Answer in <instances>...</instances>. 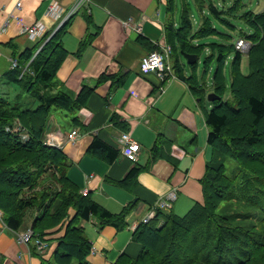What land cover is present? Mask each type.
Here are the masks:
<instances>
[{
  "label": "trees",
  "instance_id": "obj_1",
  "mask_svg": "<svg viewBox=\"0 0 264 264\" xmlns=\"http://www.w3.org/2000/svg\"><path fill=\"white\" fill-rule=\"evenodd\" d=\"M175 1L168 0L169 9ZM194 1L203 9L205 0ZM187 5L183 0L178 27L168 20L169 38L177 37L181 51L196 54L197 60L208 52L205 73H210V63L216 62L209 90L197 76V61L188 65L190 73L185 75L200 104L209 91L218 95V99L207 101L210 107L201 105L208 127L207 142L212 148L211 160L200 179L203 198L183 215L170 208H157L152 219L140 222L133 230L132 237L141 246L138 255L124 252L112 264H264V8L241 11L242 0H234L231 6L219 9L209 1L210 15L203 16L195 30ZM228 16L240 18L250 29L241 37L249 44L246 52L236 47V37L231 40L230 34L213 26V18L230 26ZM66 25L49 37L35 56L39 43L14 55L19 67L10 70L8 81L16 84L25 97L0 92V209L4 223L17 231L29 211L31 218L37 212L29 228L49 244L48 231L66 222L52 258L41 257V264H90L87 256L91 242L81 223L94 218L100 227L108 224L124 228L133 208L130 204L115 214L89 193L82 194L67 175L70 162L65 152L45 142L52 110L76 111L87 104L94 90L82 86L74 96L54 87L57 68L66 54L60 42ZM95 34H88L76 53ZM214 35L217 38L212 42L201 43L202 38ZM243 56L247 58L246 72L241 65ZM171 57L174 74L183 79L180 63ZM105 78L102 76L98 83ZM227 90L229 97L224 96ZM26 97L34 106L28 105ZM88 150L104 155L108 162L120 154L97 137ZM162 150V143L156 142L149 161L162 156ZM227 159L235 162V169L229 171ZM142 169L145 166H133L116 183L130 188ZM70 209L75 211L72 216Z\"/></svg>",
  "mask_w": 264,
  "mask_h": 264
},
{
  "label": "crops",
  "instance_id": "obj_2",
  "mask_svg": "<svg viewBox=\"0 0 264 264\" xmlns=\"http://www.w3.org/2000/svg\"><path fill=\"white\" fill-rule=\"evenodd\" d=\"M17 1L21 2L20 7H16ZM52 2L59 8L58 16L48 12ZM179 2H172L169 9L168 0H0V77H3L0 87L3 93L6 94L5 87L11 84L8 81L11 58L38 43V48L42 47L49 37L44 39L43 36L54 34L64 24L67 25L60 42L66 54L57 68L54 87L74 96L82 86L94 89L85 106L67 111L72 118L67 130L62 131L52 115L48 134L61 144L70 162L67 175L80 190L86 188L95 201L115 214L133 204L124 228L108 224L100 227L94 218L81 223L91 242L87 256L90 264H112L124 252L137 256L141 246L132 237L133 225L169 191L176 192L170 209L178 215L185 214L194 202L202 201L200 179L211 160L212 148L207 142L208 127L201 105L210 107V104L207 99L200 104L192 93L185 80L190 64H186L181 55L178 38L170 39L167 33L168 20L177 24ZM230 2L233 4L234 0ZM74 7L75 11L68 15ZM193 14L200 24L203 16L198 19ZM129 18L133 26L124 27L123 21ZM7 19L10 22L2 30ZM34 23H41L45 30L31 40L22 29ZM249 30L237 35L236 41ZM94 33L84 49L76 53L81 41ZM158 45L170 47L171 58L181 65L183 79L175 75L160 81L154 72L140 70V58ZM242 59L245 61L246 57ZM102 76L106 78L98 83ZM118 79L122 82L118 83ZM26 101L30 102V107L34 106L30 99ZM74 128L79 135L75 141H67L66 134ZM122 132H128L140 144L135 162L121 154L118 137ZM96 137L119 150L114 161L108 162L104 155L89 152ZM156 142L162 143L163 154L150 162ZM133 166H145V169L138 172L130 188L117 184ZM69 213L72 216L75 211L70 209ZM36 214L26 218L17 231L0 223V264H41V257L52 258L66 222L48 231L49 246L40 254L33 250L32 244L23 243L17 237L30 227Z\"/></svg>",
  "mask_w": 264,
  "mask_h": 264
},
{
  "label": "built area",
  "instance_id": "obj_3",
  "mask_svg": "<svg viewBox=\"0 0 264 264\" xmlns=\"http://www.w3.org/2000/svg\"><path fill=\"white\" fill-rule=\"evenodd\" d=\"M21 2L17 1L16 7H20ZM58 6L56 5L55 2H52L48 6V12H50L53 15L58 16ZM76 7L72 9L68 15H70L73 11H75ZM67 18V17H66ZM132 20L126 19L123 21V26L124 27H130L133 26ZM10 20L7 19L4 23V27L2 30L8 26ZM135 29H138L136 26L134 27ZM44 25L41 23H34L32 25L25 26L22 29V33L26 34L27 37L31 40H35L38 36H41L44 33ZM240 46L247 47V42H245L243 39H239L236 42V47L240 48ZM41 48V47H40ZM40 48H37L33 56L37 54ZM171 57V49L168 46L165 45H158L155 48L149 50L147 53H145L141 58H140V70L143 72H154L157 77L160 79V81L166 80L170 77H174L175 74L173 72L172 68V63L170 60ZM33 58V57H32ZM19 67L18 60L16 58H11L10 60V69H15ZM26 68V66H25ZM25 68L22 69L19 77L22 75L24 72ZM79 131L74 128L71 131H69L65 138L67 141H75L77 136L79 135ZM49 131L46 133V138L45 142L48 145H52L55 147L61 148V144L55 137L48 136ZM118 143L120 145V151L121 154L128 159L131 162H135L138 158V152L140 150V144L134 140L128 132H122L119 137H118ZM81 193L86 195L88 193V190L82 189ZM176 192L174 190L169 191L166 195L161 196L149 209L148 212L146 213L145 216L142 217V219L139 221L144 223L148 222L150 219H152L155 214H156V209H168L170 208L171 204L176 200ZM0 223L4 225L3 221V212L0 209ZM138 223V224H139ZM137 224V225H138ZM137 225H133V228H135ZM18 239L23 242V243H30L32 242L35 247L36 251L39 253H43L47 248H48V243L46 241H43L33 235L32 230L29 228L26 231L20 232L17 234ZM1 258V256H0Z\"/></svg>",
  "mask_w": 264,
  "mask_h": 264
},
{
  "label": "rangeland",
  "instance_id": "obj_4",
  "mask_svg": "<svg viewBox=\"0 0 264 264\" xmlns=\"http://www.w3.org/2000/svg\"><path fill=\"white\" fill-rule=\"evenodd\" d=\"M179 1H180L179 2L180 4L178 3L179 8H178V11L176 13V20L177 21H175L177 24L175 26H178V24L180 25V15H181V10H182V1L183 0H179ZM209 1L212 2L215 6H218L219 9H222L223 7L224 8L229 7L232 4V2H230V0H207V3ZM242 2L244 3V5H243L241 11H243V10H255V11H257V10H260L261 7L264 6V0H242ZM187 3H188V5H187ZM185 4L190 8L188 11L189 18L191 19L193 28L196 30L197 27L199 26V24H197L198 21H195L193 12L196 14V17L198 19L201 16L207 17L208 15H210L207 4H206L205 8H203V9H200L198 4H196L194 0H185ZM227 19L230 21V24L232 26L226 25L225 23H223L222 21H220L216 18H213V26L215 28H217V30L224 31V32L230 34L232 37L231 40L234 39L237 35L244 34L245 32H247L248 26L240 18H233V17L228 16ZM213 40H214L213 36H209V37L207 36V37L202 38L201 43H206V42L209 43V42H212ZM244 41L247 42L246 40H244ZM247 45H249L248 42H247ZM238 49L243 51V52L247 51L246 46L245 47L240 46V48H238ZM207 55H208V52H205L204 55L200 56L199 62L197 60L198 63H197V67H196V73H197L198 78H202L204 80L205 85L208 87V90H209L211 78H212L214 70L216 68V62H211L210 63L211 72L205 73L204 72V60H205V57ZM242 62L244 65V67L242 69L244 72H246L247 68H248L247 67V58L245 59V61L242 59ZM226 70H227V78H229V63H228V65H226ZM2 79H3V77H0V84H1ZM5 88H6L5 91H6V93H8L9 96H14L17 93H20L21 99L25 97V93H23L21 91V89H19V87L14 83L9 84L8 87L6 86ZM3 91L4 90L0 87V92L3 93ZM209 92H211V91H209ZM224 96L225 97L230 96L229 90L226 91V94ZM52 115L57 120V122H58L57 124L61 127L62 131L67 130L70 127L68 124L69 123L71 124L72 118H71V113H68L67 110H64L62 108H54L52 110L51 116ZM226 164H227L229 171L236 168L235 162L232 159H227ZM31 213H32V211H29V213L27 214V218L30 217ZM27 229H29V227Z\"/></svg>",
  "mask_w": 264,
  "mask_h": 264
},
{
  "label": "water",
  "instance_id": "obj_5",
  "mask_svg": "<svg viewBox=\"0 0 264 264\" xmlns=\"http://www.w3.org/2000/svg\"><path fill=\"white\" fill-rule=\"evenodd\" d=\"M52 35H49V37H51ZM181 55L186 59V64H192V63L197 61V55L196 54L186 53V52L181 51ZM215 99H218V95H216L214 92H209L207 94V100L208 101H214Z\"/></svg>",
  "mask_w": 264,
  "mask_h": 264
}]
</instances>
